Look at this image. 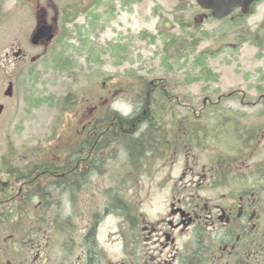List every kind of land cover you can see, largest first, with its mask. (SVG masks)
I'll use <instances>...</instances> for the list:
<instances>
[{
    "label": "flooded vegetation",
    "instance_id": "1",
    "mask_svg": "<svg viewBox=\"0 0 264 264\" xmlns=\"http://www.w3.org/2000/svg\"><path fill=\"white\" fill-rule=\"evenodd\" d=\"M188 5L198 10L194 20H178L184 28L215 24L208 33L231 34L236 45L249 35L264 47V0H252L247 11L237 5L224 17L199 0H188ZM41 16L46 23V13ZM150 84L144 87L149 101V94L159 90L170 101L188 103V111L153 112L147 105L125 118L107 107L114 92L103 81V89L97 86L96 96L88 99L89 111L82 107L75 113L79 126L74 146H66L53 159H43L46 153H29L30 159L7 161L28 165L29 174H2L1 193L3 200H11L6 204L12 206L9 212L34 217L33 227L44 229L49 240L42 248L39 243L32 258L15 256L11 261L0 256V264H66V248L61 245L66 222L77 236L72 264H264V112L256 117L227 109L219 113L220 129L207 130L219 134L214 138L230 141L236 135L249 141L228 143L234 153L226 152L205 144L207 136L196 126L210 113L197 111L190 95L170 93L168 81ZM131 93L137 105L136 91ZM213 97L204 98L205 107H218L223 99L249 107L264 105V93L252 97L239 89L216 101ZM239 120L245 121L238 124ZM227 127L232 131L222 136ZM156 195H165V209L153 214L143 205L147 196ZM51 230L59 240L52 252L47 234ZM10 242L0 241V253L8 254L3 246ZM20 242L11 243L17 247Z\"/></svg>",
    "mask_w": 264,
    "mask_h": 264
},
{
    "label": "rangeland",
    "instance_id": "2",
    "mask_svg": "<svg viewBox=\"0 0 264 264\" xmlns=\"http://www.w3.org/2000/svg\"><path fill=\"white\" fill-rule=\"evenodd\" d=\"M63 7L74 9L78 17L65 19ZM197 10L188 0H0V102L5 105L0 116V161L11 148L17 158L27 160L29 153L57 158L66 146H74L75 127L79 126L75 113L82 107L89 111L92 103L88 99L96 96L103 81L110 83L114 92L107 107L123 101L135 106V94L123 87L142 76L148 81L167 79L174 93L194 99L197 111L209 95L216 101L234 89L252 97L264 93V47L255 45L249 35L236 45L238 40L231 34L208 33L215 24L184 28L178 20H194ZM43 13L45 22L53 24L56 38L36 45L31 37L44 23ZM255 19L250 20L252 25ZM20 50L22 56L16 58ZM10 81L13 94L8 96L5 92ZM119 106L123 109L126 104ZM225 109L256 117L264 112V105L249 107L223 99L218 107L209 105L204 110L210 115L198 121L199 125L219 130V113ZM176 111H188L187 105L177 106ZM228 127L222 136L232 131ZM211 134L206 145H219L218 149L234 153L226 145L233 143L232 139L218 140ZM151 199L147 196L144 210L154 214L165 209V195ZM64 214L65 219L69 217V207ZM33 222L34 217L16 215L0 226V241H22L17 247L11 242L4 245L8 254L0 256L11 261L15 256L32 258L39 243L43 247L49 240L44 229L34 231L30 239ZM62 230L66 264H72L77 236L67 222ZM47 234L52 243L49 251H55L58 235L52 230Z\"/></svg>",
    "mask_w": 264,
    "mask_h": 264
},
{
    "label": "trees",
    "instance_id": "3",
    "mask_svg": "<svg viewBox=\"0 0 264 264\" xmlns=\"http://www.w3.org/2000/svg\"><path fill=\"white\" fill-rule=\"evenodd\" d=\"M72 5L70 4V7ZM72 8V7H71ZM74 11V9L69 10L68 7L65 8V19H68L70 21L74 20L76 17H78V12H72ZM67 12V13H66ZM195 44V43H194ZM209 71H206V73H208ZM155 81H168L165 78H156L153 79ZM162 83V82H161ZM102 86V84L100 85V87ZM150 87V80L148 81L146 78L142 77H138L135 80H129V83L125 82V88L126 90H129V92L131 93V90H135L136 91V95L138 97L137 99V105H136V109L143 111L144 106L150 105L151 106V111L153 112H159V111H176L177 106L180 107L182 106V103H177L175 101H170L168 100L166 97L168 96L166 92H162L159 90L156 91H152L149 95L154 99H152L151 101H149L147 99V93L144 87ZM102 88V87H101ZM103 89V88H102ZM173 92V90L170 88V93ZM160 97H163V99H161ZM160 98V99H159ZM186 105L188 103H185ZM140 106V107H139ZM188 106V105H187ZM207 107L204 106V103L202 105V111L206 110ZM111 110V109H110ZM201 119H204V117H200V119H198L197 121H201ZM199 130H201V134L202 135H219L217 133H215L214 130L212 131H207L208 129H211L210 127H206L205 125H199L197 124L196 126ZM198 129L196 131V136H200V131L198 132ZM243 137H239V136H231L232 142L233 143H249L248 139L247 140H242ZM9 154L5 155L2 157V161L4 163H0V177L2 176V174L4 172H10V173H14L15 171H17L18 176L20 177H26L28 176V165H12V164H8L7 161L9 160H13V159H17L16 157V150L14 148H11L9 151ZM20 159V158H18ZM43 159H48L47 156H43ZM6 162V163H5ZM19 170V171H18ZM5 174V173H4ZM4 196L1 193V185H0V207L3 208L4 212H0V226L1 225H6L7 223H10V220L12 218V216H16V214H11L9 212V208L8 207H12V206H7V202H11V200H3ZM20 216V215H17ZM24 216H28V215H24ZM32 230V231H31ZM40 230V226H38L36 224L35 227H33V225L31 227H29V233H30V239L31 236L34 234V231H38Z\"/></svg>",
    "mask_w": 264,
    "mask_h": 264
},
{
    "label": "water",
    "instance_id": "4",
    "mask_svg": "<svg viewBox=\"0 0 264 264\" xmlns=\"http://www.w3.org/2000/svg\"><path fill=\"white\" fill-rule=\"evenodd\" d=\"M252 0H199V3L206 7L212 8L214 14L218 17L227 16L235 6L240 5L244 11H247ZM42 17V16H41ZM42 19V18H41ZM57 22V18H55ZM56 36V31L53 24L43 23L39 25L31 37L33 44H39L41 41L51 42ZM17 52L16 55H19ZM13 94V82H10L9 87L6 91V95L11 96ZM5 105L0 103V116L3 113Z\"/></svg>",
    "mask_w": 264,
    "mask_h": 264
},
{
    "label": "clouds",
    "instance_id": "5",
    "mask_svg": "<svg viewBox=\"0 0 264 264\" xmlns=\"http://www.w3.org/2000/svg\"><path fill=\"white\" fill-rule=\"evenodd\" d=\"M120 103H124L126 104V107L121 109V107L119 106ZM112 109L113 111H116L119 113V115L127 118V117H130L134 110H135V106L130 103V102H126V101H123V102H113L112 104Z\"/></svg>",
    "mask_w": 264,
    "mask_h": 264
}]
</instances>
